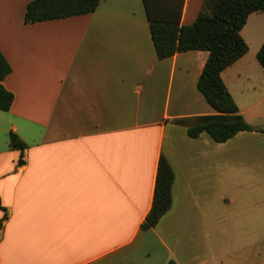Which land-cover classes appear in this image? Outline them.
Instances as JSON below:
<instances>
[{
    "label": "crops",
    "instance_id": "1",
    "mask_svg": "<svg viewBox=\"0 0 264 264\" xmlns=\"http://www.w3.org/2000/svg\"><path fill=\"white\" fill-rule=\"evenodd\" d=\"M29 1L0 0L14 95L0 110V264H264V132L187 135L216 113L197 87L208 52L159 59L143 0L26 24ZM161 1L182 2L181 25L204 3ZM240 34L248 51L221 77L243 119L264 128V14ZM161 155L172 206L143 230ZM185 226L186 240L174 228Z\"/></svg>",
    "mask_w": 264,
    "mask_h": 264
},
{
    "label": "trees",
    "instance_id": "2",
    "mask_svg": "<svg viewBox=\"0 0 264 264\" xmlns=\"http://www.w3.org/2000/svg\"><path fill=\"white\" fill-rule=\"evenodd\" d=\"M100 0H31L24 11V23L66 18L93 12ZM156 55L164 59L175 53L204 50L208 58L197 81V87L215 114L194 118L188 125L191 138L207 133L216 142H224L240 131L258 130L248 124L224 84L221 72L248 51V45L240 34L249 14L262 12L264 0H204L203 8L195 21L180 24L182 2L175 8L170 1L143 0ZM264 68V42L257 53ZM11 72V66L0 52V110H9L14 95L2 81ZM9 145L23 153L26 143L13 131L9 132ZM19 162H22L20 158ZM173 170L161 155L157 168L152 207L141 224V229L155 227L160 218L172 206ZM0 208L5 210L0 205ZM6 216L3 217L5 219ZM168 264H172L169 262Z\"/></svg>",
    "mask_w": 264,
    "mask_h": 264
},
{
    "label": "rangeland",
    "instance_id": "3",
    "mask_svg": "<svg viewBox=\"0 0 264 264\" xmlns=\"http://www.w3.org/2000/svg\"><path fill=\"white\" fill-rule=\"evenodd\" d=\"M179 229V235L181 237H184V239L186 240L187 237H189L190 235H192L193 229L194 227H189V226H185V227H174Z\"/></svg>",
    "mask_w": 264,
    "mask_h": 264
}]
</instances>
